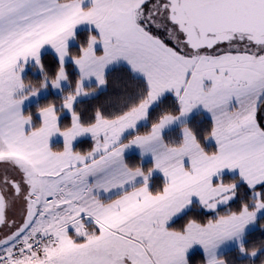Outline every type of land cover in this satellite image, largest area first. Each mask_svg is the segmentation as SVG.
<instances>
[{"label": "snow or ice", "instance_id": "obj_1", "mask_svg": "<svg viewBox=\"0 0 264 264\" xmlns=\"http://www.w3.org/2000/svg\"><path fill=\"white\" fill-rule=\"evenodd\" d=\"M0 264H264V0H0Z\"/></svg>", "mask_w": 264, "mask_h": 264}, {"label": "trees", "instance_id": "obj_2", "mask_svg": "<svg viewBox=\"0 0 264 264\" xmlns=\"http://www.w3.org/2000/svg\"><path fill=\"white\" fill-rule=\"evenodd\" d=\"M46 60H49V61H50V60H51V57H47ZM29 74L31 75V73H29ZM31 76H32V75H31ZM32 77H33V76H32ZM34 78H35V77H34ZM84 147H86V145H85Z\"/></svg>", "mask_w": 264, "mask_h": 264}, {"label": "rangeland", "instance_id": "obj_3", "mask_svg": "<svg viewBox=\"0 0 264 264\" xmlns=\"http://www.w3.org/2000/svg\"><path fill=\"white\" fill-rule=\"evenodd\" d=\"M32 75V74H31ZM30 74H29V77L31 78V79H35L34 77H32Z\"/></svg>", "mask_w": 264, "mask_h": 264}]
</instances>
